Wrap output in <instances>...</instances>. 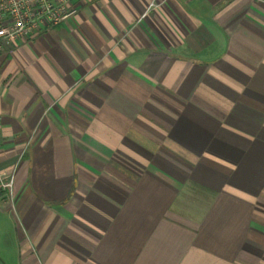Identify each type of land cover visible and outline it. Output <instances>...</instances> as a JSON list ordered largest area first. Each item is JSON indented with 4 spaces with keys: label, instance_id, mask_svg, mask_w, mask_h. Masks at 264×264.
I'll use <instances>...</instances> for the list:
<instances>
[{
    "label": "crops",
    "instance_id": "obj_1",
    "mask_svg": "<svg viewBox=\"0 0 264 264\" xmlns=\"http://www.w3.org/2000/svg\"><path fill=\"white\" fill-rule=\"evenodd\" d=\"M152 1L0 51V264H264V0Z\"/></svg>",
    "mask_w": 264,
    "mask_h": 264
},
{
    "label": "built area",
    "instance_id": "obj_2",
    "mask_svg": "<svg viewBox=\"0 0 264 264\" xmlns=\"http://www.w3.org/2000/svg\"><path fill=\"white\" fill-rule=\"evenodd\" d=\"M79 0H0V51L78 15ZM150 7H159L156 0ZM14 177H0V198L12 200ZM13 207V205H12Z\"/></svg>",
    "mask_w": 264,
    "mask_h": 264
}]
</instances>
